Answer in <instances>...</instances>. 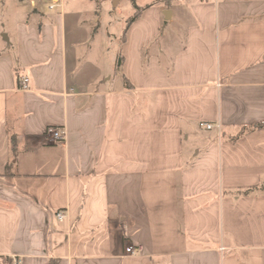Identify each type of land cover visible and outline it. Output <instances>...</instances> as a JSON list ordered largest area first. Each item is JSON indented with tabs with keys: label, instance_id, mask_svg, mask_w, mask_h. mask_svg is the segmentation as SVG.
I'll return each mask as SVG.
<instances>
[{
	"label": "crops",
	"instance_id": "obj_1",
	"mask_svg": "<svg viewBox=\"0 0 264 264\" xmlns=\"http://www.w3.org/2000/svg\"><path fill=\"white\" fill-rule=\"evenodd\" d=\"M112 2L0 0V264H264V0Z\"/></svg>",
	"mask_w": 264,
	"mask_h": 264
},
{
	"label": "rangeland",
	"instance_id": "obj_2",
	"mask_svg": "<svg viewBox=\"0 0 264 264\" xmlns=\"http://www.w3.org/2000/svg\"><path fill=\"white\" fill-rule=\"evenodd\" d=\"M153 2H156V0H119L116 3V5H114V10L117 9V11L120 12L119 17L122 19V23L119 24L115 20H113L112 25L107 26L108 32L117 34L118 36L121 37L124 36V34L127 32L129 18L133 17L137 13L139 7L140 8L146 7L147 5L153 4ZM115 13H117L116 10ZM4 21L5 19L1 18L0 15V22L4 23ZM101 37H109V36L105 32ZM2 38L5 39V37ZM2 38L0 37L3 45L2 48L5 49L7 48V44L4 42ZM98 40H99L98 43L99 51H103V52L109 51L114 55L115 53L120 51V43L117 41V38L112 37V40H108V38H102V40L101 39ZM119 62L120 59L118 60V64ZM206 124L202 126L204 129H207Z\"/></svg>",
	"mask_w": 264,
	"mask_h": 264
},
{
	"label": "built area",
	"instance_id": "obj_3",
	"mask_svg": "<svg viewBox=\"0 0 264 264\" xmlns=\"http://www.w3.org/2000/svg\"><path fill=\"white\" fill-rule=\"evenodd\" d=\"M55 5H52V7H54ZM20 81L22 83V87L26 88L27 86V77H24L22 76L20 78ZM206 123H202L201 125H205ZM207 125V128L210 129L213 127V125L211 124H206ZM46 136L48 137L49 139V142L52 143V144H62L65 142V139H66V132L64 129L62 128H58V127H49L47 130H46ZM56 216L59 220H63L65 218V213L63 211H58L56 213ZM126 252L130 255H133V256H137V255H140L142 254V249L139 248V247H136L134 245H128L126 247Z\"/></svg>",
	"mask_w": 264,
	"mask_h": 264
},
{
	"label": "trees",
	"instance_id": "obj_4",
	"mask_svg": "<svg viewBox=\"0 0 264 264\" xmlns=\"http://www.w3.org/2000/svg\"><path fill=\"white\" fill-rule=\"evenodd\" d=\"M148 6H149V5H147L146 7H143V8H140V7H139L137 13H136L133 17H130V18H129L128 26H129L130 24H132V23H133V22L139 17V15L142 13V11H143L145 8H147ZM123 37H125V34H124ZM125 81H126V84H127L128 86L131 87V84H130V82L128 81L127 78H125ZM263 127H264V123H257V124H255V125H252V126L249 127L248 129H256V128H263ZM9 169H10V166L8 165V166H7V169H6V173H9ZM50 264H58V260H56V259H52Z\"/></svg>",
	"mask_w": 264,
	"mask_h": 264
},
{
	"label": "water",
	"instance_id": "obj_5",
	"mask_svg": "<svg viewBox=\"0 0 264 264\" xmlns=\"http://www.w3.org/2000/svg\"><path fill=\"white\" fill-rule=\"evenodd\" d=\"M112 1H113V5H116V3H117L119 0H112ZM170 13H171L170 10L165 11L164 15H165L166 19H169V18H170Z\"/></svg>",
	"mask_w": 264,
	"mask_h": 264
}]
</instances>
